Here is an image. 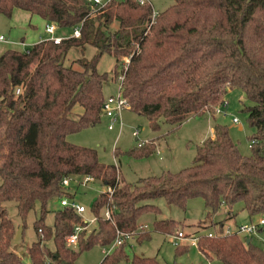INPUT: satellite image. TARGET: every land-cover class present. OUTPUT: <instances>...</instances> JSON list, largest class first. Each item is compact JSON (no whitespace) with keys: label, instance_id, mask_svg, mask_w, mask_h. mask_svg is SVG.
Wrapping results in <instances>:
<instances>
[{"label":"trees","instance_id":"1","mask_svg":"<svg viewBox=\"0 0 264 264\" xmlns=\"http://www.w3.org/2000/svg\"><path fill=\"white\" fill-rule=\"evenodd\" d=\"M172 2L149 24L151 7L133 0H110L90 17L85 0H0V15L6 19L18 10L57 29L79 26L78 38L40 41L0 54V264H24L9 249V233L4 236L8 220L2 203L7 200L15 201L22 223L34 203H40L33 229L36 236L40 229L42 238L38 234L28 246V264H73L82 250L108 246L117 232L136 241L148 238L138 218L158 213L153 204L140 203L151 198L183 209L186 200L197 197L210 214L228 209L225 219L237 202L249 218L264 214V0ZM113 23L116 28L110 30ZM85 45L96 49L90 59H75V68L63 64L70 48L83 50ZM103 53L115 59L110 74L96 71ZM118 75L126 109L143 116L151 130L160 121L177 127L189 116L210 111L227 90L239 89L251 102L243 107L254 128L249 155L239 153L224 125L213 123L212 135L196 148L187 167L119 185L115 165L101 163L93 148L66 140L99 121L103 87ZM75 106L79 112L73 111ZM136 148L128 154L146 156L154 145L144 142ZM84 175L103 189L90 206L94 226L80 230L75 247L69 248L64 237L74 224L84 226L80 215L63 205L45 225L43 214L48 200L74 198L78 189L61 185L63 177ZM104 209L109 218L100 214ZM225 219L206 226L215 234L201 233L196 249L219 264H264V250L251 237L223 234ZM175 228L171 219L152 222L157 232L169 234ZM44 240L52 242V250ZM123 245L99 264L127 260ZM185 249L176 247L175 253ZM129 264L159 263L133 254Z\"/></svg>","mask_w":264,"mask_h":264},{"label":"rangeland","instance_id":"2","mask_svg":"<svg viewBox=\"0 0 264 264\" xmlns=\"http://www.w3.org/2000/svg\"><path fill=\"white\" fill-rule=\"evenodd\" d=\"M172 3V0L150 1L152 9L156 12L163 11L172 5ZM32 20H38V18L33 17ZM7 21L8 19L0 15V34L6 40L18 42V32L10 31V36L8 35ZM115 28L116 23H113L109 27L110 30H115ZM56 32L55 37L68 38L72 30L60 28ZM95 51V47L91 45H85L83 50L70 48L64 56L63 64L71 65L75 68L77 67L74 63L75 59L81 57L90 59ZM114 63L115 59L113 56L103 53L96 62V71L110 74ZM116 90V81H109L103 87L104 96L113 95ZM224 99L228 101V111L232 116L237 118L238 122L235 124L231 122L230 116L215 115L210 110L198 116H189L177 127L159 120V128L151 130L143 116L124 109L120 113V126L116 122L112 129H107L109 119L101 114L96 124L68 134L66 140L75 145L93 148L96 151L97 159L101 163L115 165L118 170L117 182L119 185L134 183L139 178L157 176L163 172H176L181 168L187 167L192 162L196 148L205 138L212 135L213 123L224 125L239 153L245 156L249 155L248 139L254 133V128L247 124L243 107L250 105L251 102L237 88L227 90ZM73 111L79 112L80 108L75 106ZM70 116L75 117V114L72 113ZM134 129L138 131L137 140L131 135ZM139 141L153 143V151L146 156L136 157L129 155V152L137 150L136 146ZM102 189L96 181H92L86 187L76 190L73 200L85 207L84 212L80 215L81 221H88L93 217L90 212V206ZM140 203L153 204L159 211L157 214L144 213L138 218V224L146 226L144 229L148 232L149 237L139 241H136L135 236L128 238L122 246L127 260L122 259L117 264H129V260L133 254L144 257H155L159 264H219L215 258H211L207 262L203 254L193 246H190L187 241L181 242V247H185L186 249L182 250L183 252L181 253H175L176 247L169 241L170 233L165 234L154 231L152 229V222L154 219L173 220L176 222V228L171 233L176 230H182L185 234H191L194 231L198 234L206 233L209 230H213L211 227H206L208 224L225 219V212L227 211L225 207H220L215 213L210 214L203 206L202 200L197 197L186 200L183 209L174 205H167L161 197L147 199ZM2 205L8 220V232L6 230L4 236L7 237L9 233V249L15 251L24 264H28L27 248L38 236V234L36 236L33 229V222L40 216V203L37 201L34 203L23 223L16 213L15 201L7 200ZM59 207L58 199L52 198L47 201L45 206L46 211L43 214V223L45 225L51 224L53 210ZM230 211L229 213L233 215L225 219V223L231 228H234L235 224L241 225L250 221L255 222L258 219L256 218L258 215H255V218H249L241 210L240 202L232 205ZM100 214L104 217V210ZM92 226H94V221L88 223L87 230ZM239 236L244 238V234H240ZM39 238L42 237L39 236ZM251 241L259 246L261 245L257 238L251 237ZM43 244L46 249H53L50 240H44ZM102 247L93 245L89 249L82 250L73 264H99L101 258L104 256L101 252ZM50 264L52 263L50 262Z\"/></svg>","mask_w":264,"mask_h":264},{"label":"built area","instance_id":"3","mask_svg":"<svg viewBox=\"0 0 264 264\" xmlns=\"http://www.w3.org/2000/svg\"><path fill=\"white\" fill-rule=\"evenodd\" d=\"M110 0H105V1H100V0H85V2L88 5L89 8V13L87 17L92 16V14L98 10L103 8L104 6H106V4L109 2ZM134 2H136L138 5H143L146 4L148 6L151 7V13H150V18H149V24H152L154 19L157 16V12L154 11L152 9V6L150 4L149 0H133ZM44 33L49 35V39L52 42H59L61 40V38H56L53 37V31H54V26L52 24H46L44 26L43 29ZM70 37L72 38H78L79 37V26L72 29L71 35ZM4 41L3 36L0 35V42ZM125 64L127 63V59H124ZM116 85H117V90L115 92V94L113 95H108L105 96L101 102V107H100V112L102 115H104L106 118L109 119V124L107 125V129H112L113 125L118 122L119 126L121 125L120 123V113L122 110L127 108V102L125 100V98L122 96L121 93V87H120V83L122 81V76L118 75L116 78ZM15 92H18V89L15 90ZM228 101L226 99H224V97L221 98V100L214 104L211 107V111L215 114V115H224V116H230V120L232 123H237V118L232 116L228 109ZM137 129L132 130L131 135L135 138H137ZM146 141H139L137 142V146H140L141 144H143ZM93 178L91 176L88 175H84L82 176L80 179L79 178H75L73 176H66L63 177L60 181L61 185L63 186H67V185H75L76 189H80V188H84L88 185V183L92 182ZM107 192L110 193L111 189L109 187H107ZM59 205L60 206H69L71 207L78 215H81L82 212H84L85 207L82 204H79L77 202H75L72 199H60L59 200ZM104 218H109V211L107 209H104ZM94 221V217H92L91 219H89L88 221H83L84 222V226L80 225V224H74L72 227V231L67 234L64 237V243L67 247H72L76 245L77 242V235L78 232L86 227H88V223H91ZM259 226H264V214L258 216V219L255 222H251V223H246V224H241V225H235L234 228H231L230 226H224L222 228V232L223 234H244V237H251V236H255L257 234V230ZM144 227V226H143ZM143 227L140 226L139 229L143 230ZM215 230H218L217 227H215ZM215 231H207L205 233V235L207 237H213ZM38 234L40 237H42V233L41 230H38ZM200 234L198 233H191V234H185L182 230H176L173 233L169 234V241L170 243L175 246V247H179L181 246V242L183 241H187L188 244L190 246H193L194 248H196V244H197V239L198 236ZM132 237L131 235L128 234H123V233H116L113 241L105 248L102 247L101 251L102 254L106 255L108 254L113 248H115L116 246L120 245L121 243H125V241ZM261 247L264 250V240L261 239L260 241ZM46 264H50V262H46Z\"/></svg>","mask_w":264,"mask_h":264},{"label":"crops","instance_id":"4","mask_svg":"<svg viewBox=\"0 0 264 264\" xmlns=\"http://www.w3.org/2000/svg\"><path fill=\"white\" fill-rule=\"evenodd\" d=\"M32 18H33L32 16H29L27 13L22 12V11L14 10L12 12L11 17L7 21L8 22L7 32H8V35H9L10 31L18 32L19 40H18V42L12 41V40H6V38L0 34L4 38V41L0 42V54L6 49H13V50L22 51V50L26 49L27 47H29L30 45H32L36 42L45 41V40L49 39V35L45 34L43 31L45 23L39 18H38V20H32ZM32 21L34 24L32 23ZM42 27H43V29H42ZM56 31H58V29L54 27V31H53V35H52L53 37L56 36L55 35V33H57ZM68 37H70V36H68ZM56 38H59V37L57 36ZM60 38L63 39L62 37H60ZM133 138L137 140V138H135V137H133ZM226 210L228 211V209H226ZM227 211L225 212L226 213L225 217L227 216ZM229 212H231V211L229 210ZM253 217L255 218L256 216H253ZM256 218H258V217H256ZM247 223H251V221L247 222ZM244 224H246V223H244ZM139 225H141L142 227L144 226L143 230H145L144 229L146 227L145 225H142V224H139ZM223 225L229 226L225 222L223 223ZM263 235H264V226H259L258 230H257V234L255 236H251V237L257 238L259 241H261V239L264 238V237H262ZM207 262H209V259H207Z\"/></svg>","mask_w":264,"mask_h":264},{"label":"water","instance_id":"5","mask_svg":"<svg viewBox=\"0 0 264 264\" xmlns=\"http://www.w3.org/2000/svg\"><path fill=\"white\" fill-rule=\"evenodd\" d=\"M246 241H248V240H246Z\"/></svg>","mask_w":264,"mask_h":264}]
</instances>
